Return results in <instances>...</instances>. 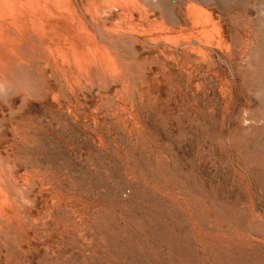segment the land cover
<instances>
[{"label": "rangeland", "instance_id": "obj_1", "mask_svg": "<svg viewBox=\"0 0 264 264\" xmlns=\"http://www.w3.org/2000/svg\"><path fill=\"white\" fill-rule=\"evenodd\" d=\"M134 1L166 30L116 42L127 92L0 86V264H264V0Z\"/></svg>", "mask_w": 264, "mask_h": 264}, {"label": "bare ground", "instance_id": "obj_2", "mask_svg": "<svg viewBox=\"0 0 264 264\" xmlns=\"http://www.w3.org/2000/svg\"><path fill=\"white\" fill-rule=\"evenodd\" d=\"M152 1H154V0H152ZM172 1H174V0H156V2H154V4L157 5L158 3H163V5H165V8H169L168 6L170 5V3ZM85 2H86V0H85ZM136 3L137 2H135L134 0H132V1L131 0H100V2L93 1L91 3L92 4L91 6H93L95 8L96 14L94 13L95 15L94 14L91 15V13H90V16L88 15L89 19H88V24H87L82 19V17L80 16L81 14L79 15V14H77L78 12L76 13L74 10H72V6H71L72 4L70 3V0H0V86L3 85L7 81V79H9L10 77L13 79V77L16 76L15 75L16 73L18 74V73H22V72L24 73L25 72L24 74H26V72H27L28 74H26V75L28 78V76H30V74H32L31 73V71H32L34 74H36V76H38V80L40 78H44V80L46 82L45 77H47L48 79L54 78L55 81L58 82L59 85L61 86V87L60 86L59 87L61 89L63 88L64 90H66L65 92H68L69 94L71 93L72 96L77 95L79 93V92L76 93V91H80L83 89L85 90V87H87L88 85L92 87V85L95 83L92 80H94L96 77L97 78L100 77L101 80L102 79L104 80V78H106V81H108L107 80V78H108L109 81L111 80L115 86L120 85L121 90L119 89V91L127 92L124 90H128L129 89L128 86L130 87V89L132 88L127 83L129 81V79H128V81H126L127 80L126 76L128 75V74L126 75V71L128 68L131 67V65H130L131 62L128 63L129 60L127 61V58H124L127 55H125V54L123 55L122 53H125V52L124 51L122 52L120 49H118V48H121L120 46L116 47V45H115L116 42L118 43L120 41V43H123V40L127 39V40H130V43L132 42V43L138 44V42H140V41L144 42V41H146V39H149L148 35L151 32L152 33H153V31H154V33H158L160 31L163 32L162 30L164 29V26L162 24L164 21L162 23H161V21L158 22L156 20L157 18L151 20L150 18L153 15L151 16L149 14L150 12L148 13V11L146 10V8L144 6L140 7L141 5L139 6L138 3L137 4ZM89 4H90V2H89ZM139 4H141V3H139ZM191 7H193V6H191ZM191 7H189V8H191ZM194 9H195V7L192 8V13H195V14L197 13L196 15L200 16L198 14V13H200V10H198V9L194 10ZM187 10L188 9H186V11ZM193 10L196 12H194ZM92 11H94V10H92ZM114 11H116V13H114ZM189 12H191V10ZM85 19L87 20V18H85ZM196 20H199V18ZM204 21H205V19H204ZM159 23H160V26L162 27V29H160V31H158L156 29L157 28L156 25L157 24L159 25ZM203 24H206V23H203ZM203 24H201L202 27L200 26V28H205ZM144 26L148 27L149 29L148 28L145 29ZM154 26L156 27V28H154V29H156V31L154 29L152 30V28L150 29V27H154ZM164 30H166V29H164ZM203 30L206 31V29H203ZM149 31H150V33H149ZM167 31H168V29H167ZM167 31H166V33H171V32H167ZM201 32H204V31H201ZM94 33H95V35H97V37H98L97 39H95ZM206 33L207 32H204L202 34L205 35ZM207 35L205 37L209 36V35L208 36ZM175 36H176V38H178V37L180 38V36H178V37H177V35H175ZM175 36H173L174 41L177 42L175 40ZM160 37L162 38L161 40L163 41L164 37L163 36H160ZM165 38L167 39V37H165ZM181 38H182V36H181ZM190 38H189V41H190ZM166 39H164V40H166ZM168 39H170V38L168 37ZM191 39L195 40L194 38H191ZM127 40H126V43H127ZM153 41H155V39ZM184 41L187 42L188 40L184 39L182 42H184ZM166 42H167V40H166ZM186 42H184V43H186ZM171 43H173V40ZM151 44H152V42H151ZM139 45H141V43ZM174 45H176V44L173 43V46ZM121 46H123V45H121ZM141 46H143V44ZM169 46H171V48H172V44L169 43ZM175 48L176 47L174 46L173 49H175ZM183 50H185V49H183ZM134 52L135 51H133V53ZM189 52H190V49H189ZM202 54H203V52H202ZM163 55H164V53H163ZM172 57H174V55ZM125 59L127 62L125 61ZM132 61H133V59H132ZM129 65H130V67H129ZM132 67H134V66H132ZM137 68H138V66H137ZM13 74L15 76L12 77ZM143 74H145V73H143ZM133 76H134V74H133ZM156 79H158V78H156ZM41 80H43V79H41ZM98 80H96V81H98ZM131 80H132V78H131ZM46 83H48V82H46ZM46 83L44 84L45 85L44 87H50V86H47ZM101 83H103V85H105V80H104V82L103 81L100 82V84L95 83L96 87H97V85H101ZM49 84H50V82H49ZM116 84H118V85H116ZM103 85H101V86H103ZM8 86H9V84H8ZM52 86H54V84ZM54 89H56L55 86H54L53 90ZM90 89H92V88H90ZM51 90H50V92H52ZM61 91L62 90H59L58 93ZM47 92L50 93L49 90H47ZM80 92H82V91H80ZM46 94L43 93V95H45V96H46ZM31 95H33V94H31ZM53 95H55V93ZM64 95H66V93H64L62 95V97L60 96V94H58V97H59L58 99H60V97L63 98ZM120 95H122V94H120ZM45 96H43V97L45 98ZM119 96L117 98H115L116 101L118 100V98L121 97L119 99V100H121L123 97V95L120 97ZM56 97H54V98H56ZM78 97H79V95H78ZM46 98H47V96H46ZM43 100H45V99H43ZM53 100H51V101L49 100V101L52 102ZM49 101L47 100L48 103H49ZM54 101L56 103V100H54ZM122 102L124 103L125 101H123V99H122ZM50 104H52V103H50ZM121 106H122V104H121ZM117 107H118V105H117ZM15 131H16V129H15ZM10 170H11V168H10ZM7 171H9V169ZM1 173H0V220L9 221L11 223L10 220L12 218L9 219V216H12V215H8L9 213L6 214L5 209L8 206L7 209L9 208L8 211H10L11 207H9V205L12 202L11 199L16 198V196L15 197L11 196V198H10V196L8 195L9 193H7V191H8L7 189H8V186L10 185L9 179H8V177H6L7 179L4 178L3 175H5V174L2 175ZM19 177L21 178V176H19ZM9 178L11 179L13 177L9 176ZM23 179H24V177H23ZM7 180H8V184H7ZM27 180H26V182H27ZM15 181H17V179ZM15 181H13V182H15ZM13 182H11V183H13ZM47 184H48V182H47ZM27 186H28V183H27ZM41 190H43V187L41 188ZM13 192L11 194H13ZM21 194H23V193H21ZM17 197H18V195H17ZM14 200H16V199H14ZM14 202L12 204H14ZM26 202H27V200H26ZM26 202H24V203H26ZM16 204H17V202H16ZM54 204H55V202H54ZM12 206H14V205H12ZM12 210L13 209L11 208V211ZM13 213H15V210H14V212H12V214ZM14 215H13V218L15 217ZM14 219H16V218H14ZM5 223L7 224L8 222H5ZM5 223H4V221H2V223H0V224H5Z\"/></svg>", "mask_w": 264, "mask_h": 264}]
</instances>
